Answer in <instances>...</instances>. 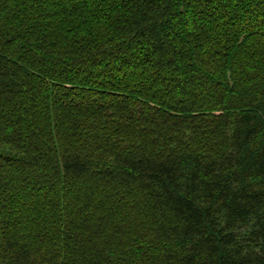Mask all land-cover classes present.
Masks as SVG:
<instances>
[{
	"label": "trees",
	"instance_id": "1",
	"mask_svg": "<svg viewBox=\"0 0 264 264\" xmlns=\"http://www.w3.org/2000/svg\"><path fill=\"white\" fill-rule=\"evenodd\" d=\"M0 264H264V0H0Z\"/></svg>",
	"mask_w": 264,
	"mask_h": 264
}]
</instances>
